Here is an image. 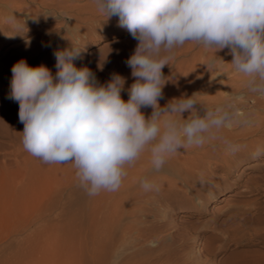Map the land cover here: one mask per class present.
I'll return each instance as SVG.
<instances>
[{
    "label": "rangeland",
    "instance_id": "rangeland-1",
    "mask_svg": "<svg viewBox=\"0 0 264 264\" xmlns=\"http://www.w3.org/2000/svg\"><path fill=\"white\" fill-rule=\"evenodd\" d=\"M45 1L48 5L26 2L19 15L33 21L21 23L20 34L0 32L6 51L0 74L11 73L6 62L17 60L21 51L33 48L24 54L29 56L43 48L40 58L47 61L41 64L55 76L54 52L77 45L82 49L76 67H88L100 84L120 74L127 101L126 89L135 80L125 62L138 41L118 26V17L100 14L95 0ZM229 55L228 49L216 52L194 42L174 50L163 69L160 106L192 96L200 115L219 108L225 123L207 134L202 146L167 157L159 171L147 150L127 165L121 187L109 193L93 220L98 231L89 223L92 197L73 165L46 164L24 150L23 125L16 122L19 104L9 98L10 86L0 85V264H264V234L254 229L264 219V94L249 88L248 78L224 58ZM9 111L16 113L12 120L5 116ZM141 111L147 119L152 109ZM142 180L152 189L145 191ZM222 196L227 200L221 202ZM81 204L89 208L83 212V235Z\"/></svg>",
    "mask_w": 264,
    "mask_h": 264
},
{
    "label": "clouds",
    "instance_id": "clouds-1",
    "mask_svg": "<svg viewBox=\"0 0 264 264\" xmlns=\"http://www.w3.org/2000/svg\"><path fill=\"white\" fill-rule=\"evenodd\" d=\"M95 5L107 19L118 17V26L138 41L125 62L135 80L126 89L127 101L121 97L123 76L113 73L100 84L88 67H76L82 49L77 45L54 52L55 76L44 65L17 61L9 95L19 104L24 150L46 164L71 163L90 197L118 191L125 166L146 150L159 171L167 157L202 146L225 123L219 108L200 115L192 96L160 106L163 69L177 47L194 42L216 52L228 49L234 70L248 78L253 92L264 94V0H95ZM5 19L13 35L20 34L16 16ZM142 108L152 109L147 119ZM140 186L153 187L147 180Z\"/></svg>",
    "mask_w": 264,
    "mask_h": 264
},
{
    "label": "bare ground",
    "instance_id": "bare-ground-1",
    "mask_svg": "<svg viewBox=\"0 0 264 264\" xmlns=\"http://www.w3.org/2000/svg\"><path fill=\"white\" fill-rule=\"evenodd\" d=\"M28 0H0V32H2V31H5V30H15L12 26H10L9 24H7L6 23V16H8V15H10V14H14L15 16H16V18H17V20H18V22H19V24H21V23H24L25 22V24H30V23H32L31 21H33V17H32V19L30 20V19H28V18H24V16L25 15H27V14H25L23 17L22 16H20L19 15V12H21V11H24L25 10V8H27L26 7V2H27ZM33 1V0H32ZM42 4H45V5H48V3L45 1V0H39ZM52 1V0H51ZM31 2V1H30ZM68 2V1H67ZM37 3H39V2H37ZM56 3V2H55ZM60 3H61V0H60ZM29 4V3H28ZM50 4H51V2H50ZM58 4V3H57ZM68 4V3H67ZM39 5H40V3H39ZM75 6H76V4H74ZM41 6V5H40ZM73 6V5H72ZM83 6V5H82ZM66 8V7H65ZM70 8V7H69ZM77 8V7H76ZM30 7H29V11H30ZM67 9V8H66ZM65 9V10H66ZM78 9V8H77ZM80 9V8H79ZM88 9V8H87ZM86 9V11H88ZM91 9V8H90ZM41 10V9H40ZM49 10V9H48ZM56 10V9H55ZM36 11H38V10H36ZM59 11V10H58ZM68 11V10H67ZM81 11V10H80ZM85 11V12H86ZM28 12V11H27ZM83 12V11H82ZM21 13H23V12H21ZM25 13V12H24ZM59 13V12H58ZM57 13V14H58ZM35 14H36V12H35ZM30 15V14H29ZM28 15V16H29ZM34 15V14H33ZM31 16V15H30ZM37 16V15H36ZM62 17V16H61ZM72 17V16H71ZM76 16L74 15V18H75ZM77 18V17H76ZM36 29V28H35ZM21 30V29H20ZM32 30H34V29H32ZM35 31V30H34ZM6 32V31H5ZM5 32H3V33H5ZM1 34V33H0ZM12 35V34H11ZM39 37V36H38ZM41 37V36H40ZM45 37V36H44ZM44 39V38H43ZM41 40V39H40ZM27 41V40H26ZM28 41H30V39L28 40ZM0 43H1V41H0ZM3 43V42H2ZM1 43V44H2ZM17 44V43H16ZM2 46V45H1ZM17 46V45H16ZM13 47H15V46H12L11 48H13ZM18 47V46H17ZM33 49V48H32ZM32 49H25V50H23V51H21L18 55H19V57H18V59H20L21 57L24 59V60H26V62L28 63V65L29 66H33V67H35V66H39V65H42L41 63L43 62V61H47V60H43L42 61V58H40V55H41V53H45V51H44V49L43 48H34L35 50L33 51V52H31V53H33V54H29V56H24V54L25 53H28V52H30V51H32ZM59 50V49H58ZM61 50V49H60ZM47 51H50V50H47ZM55 51V50H54ZM4 54H6V51H3L2 50V48L0 47V59H3L1 56H3ZM46 56H48V55H46ZM50 56V55H49ZM21 58V59H22ZM44 58V57H43ZM220 58V57H219ZM226 60H227V62H231V60H232V56L231 55H229V56H225L224 57ZM224 58H222V59H224ZM13 58H11L10 60H8V63L6 62V66L5 67H7V68H9V70L8 71H11V68H12V66L17 62V61H19L18 59L17 60H12ZM211 59V58H210ZM223 61V60H222ZM229 62V63H230ZM4 63V62H3ZM231 64V63H230ZM222 66H224V65H222ZM230 66L231 65H226L225 66V68L227 69V68H230ZM224 69V68H223ZM7 70H6V72H8ZM227 72V71H226ZM10 73V72H9ZM11 77H12V73H10V74H4V75H1L0 74V85H3V86H6V87H9L10 86V80H11ZM236 81V80H235ZM233 82V81H232ZM233 83H235V82H233ZM232 84V83H231ZM244 84H246V83H244ZM243 84V85H244ZM242 85V86H243ZM244 86H246V85H244ZM237 87H238V85H237ZM239 88H240V86H239ZM1 89V88H0ZM0 92H2V90H0ZM3 93V92H2ZM9 94V93H8ZM8 108H10V107H8ZM16 111V110H15ZM6 115V117L8 118V119H11L12 120V114L14 115V114H16L15 112H13V111H9V112H7V113H5ZM18 115V114H17ZM16 115V116H17ZM3 116V115H2ZM1 116V117H2ZM19 118V117H18ZM4 119V118H3ZM264 119V118H263ZM10 120V121H11ZM19 120V119H18ZM3 121H5V120H3ZM7 121V120H6ZM15 121V120H14ZM16 122H18L19 124H21V126L23 125L20 121H16ZM9 123V122H8ZM261 124V123H260ZM259 124V125H260ZM20 126V127H21ZM4 127V126H3ZM15 127V126H14ZM24 127V126H23ZM12 128V127H11ZM9 129V128H8ZM8 129H6V130H8ZM8 132V131H7ZM10 132H8V133H6L7 134V136H8V134H9ZM1 136V135H0ZM6 136V135H5ZM10 138V137H9ZM12 139V138H11ZM244 146V145H243ZM232 156V155H231ZM226 157V156H225ZM225 157H223V160H224V158ZM230 157V156H229ZM227 159V157L225 158V160ZM227 160H229V159H227ZM232 161V160H231ZM217 162V161H216ZM219 162V161H218ZM223 162V161H222ZM230 162V161H229ZM223 164V163H222ZM219 165V164H218ZM217 166V165H216ZM220 167V166H219ZM227 167H231V166H227ZM222 168H223V166H222ZM226 168V167H225ZM125 170L127 171V165L125 166ZM199 189V188H198ZM197 191V190H196ZM109 193L110 192H108V191H101L98 195H96V196H92V199H91V201H88V203H90L89 204V208L91 207L92 209V211L90 212V213H88L89 211H88V207H87V205L85 206V204H81V205H79L80 207H81V211H82V214L83 215H81L80 217H78V219H80V224H79V222H78V232L80 233V235H83L84 234V232L86 231V222L84 221V219L86 218H84V214L85 213H83V212H85V211H88V212H86V213H88V215L91 217V221L92 222H89L91 225H92V227L94 226L93 225V223H94V221L93 220H95L96 218H97V216L99 215V213H100V211L102 210V208H104V207H106V205L108 204V203H106V200H107V197H108V195H109ZM227 200V196H222V198H221V202H223V201H226ZM81 203V202H80ZM80 207H79V209H80ZM80 211V210H79ZM180 211H185V209L184 210H180ZM80 213V212H79ZM179 213H181V212H179ZM88 216V217H89ZM89 219V218H88ZM86 220V219H85ZM90 221V220H89ZM259 224H260V226L258 227V228H254L255 229V231H257V230H260L263 234H264V219H260L259 220ZM96 226V225H95ZM87 229H89L88 227H87ZM93 229H94V227H93ZM95 230V229H94ZM97 230V229H96ZM95 230V231H96ZM87 231H89V230H87ZM98 231V230H97ZM260 231H258V232H260ZM90 232V231H89ZM91 232H92V230H91ZM90 232V233H91ZM95 233V232H94ZM97 233V232H96ZM92 234V233H91ZM86 235V234H85ZM95 240V239H94ZM94 240H92V241H94ZM202 243L201 242H199V244H198V246L199 245H201ZM99 260V259H98ZM101 262H99V264H100ZM257 264H261V263H257Z\"/></svg>",
    "mask_w": 264,
    "mask_h": 264
}]
</instances>
